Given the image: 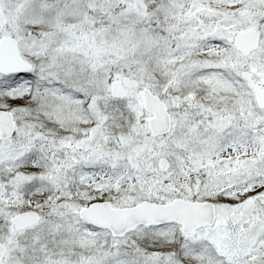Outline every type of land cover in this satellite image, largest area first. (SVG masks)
<instances>
[{"label": "snow or ice", "instance_id": "snow-or-ice-1", "mask_svg": "<svg viewBox=\"0 0 264 264\" xmlns=\"http://www.w3.org/2000/svg\"><path fill=\"white\" fill-rule=\"evenodd\" d=\"M0 264H264V0H0Z\"/></svg>", "mask_w": 264, "mask_h": 264}]
</instances>
